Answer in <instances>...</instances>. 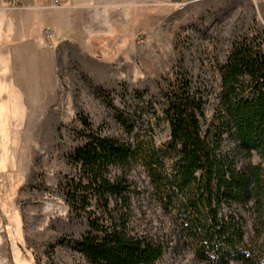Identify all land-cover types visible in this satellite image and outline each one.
Here are the masks:
<instances>
[{
  "label": "rangeland",
  "instance_id": "1",
  "mask_svg": "<svg viewBox=\"0 0 264 264\" xmlns=\"http://www.w3.org/2000/svg\"><path fill=\"white\" fill-rule=\"evenodd\" d=\"M16 5L7 0V7ZM45 13L36 45L37 29L19 34L6 68L17 78L12 74L7 85L15 83L21 96L4 99L6 111L0 106V264H90L66 245L88 232L63 191L75 178L69 157L80 144L82 120L118 138L123 131L107 100L124 110L141 103L138 92L157 107L166 81L185 71L208 90V129L219 105V66L236 41L264 35L262 0H52ZM9 54L0 51V58ZM155 129V143L164 147L170 129L164 121ZM131 175L135 230L168 246L155 264H207L195 246L183 245L173 215L151 200L143 170ZM229 211L246 219L250 245L247 210ZM227 249V264H243L236 246Z\"/></svg>",
  "mask_w": 264,
  "mask_h": 264
},
{
  "label": "trees",
  "instance_id": "2",
  "mask_svg": "<svg viewBox=\"0 0 264 264\" xmlns=\"http://www.w3.org/2000/svg\"><path fill=\"white\" fill-rule=\"evenodd\" d=\"M230 53L219 66V105L208 129V90L185 71L166 81L157 107L138 92L141 103L124 110L107 100L123 131L118 138L82 120L69 157L75 178L63 191L88 232L68 248L90 264H155L165 256L166 242L133 226L131 174L140 167L151 200L173 215L183 245L195 246L204 263H229L225 252L236 246L238 262L264 264V35L236 41ZM158 121L170 129L164 147L155 143ZM233 207L252 219L250 245L246 219L224 214Z\"/></svg>",
  "mask_w": 264,
  "mask_h": 264
},
{
  "label": "crops",
  "instance_id": "3",
  "mask_svg": "<svg viewBox=\"0 0 264 264\" xmlns=\"http://www.w3.org/2000/svg\"><path fill=\"white\" fill-rule=\"evenodd\" d=\"M17 2V5L13 8L7 7V0H0V51L10 52L7 60L0 58V106L1 111H6L8 104L4 101L8 96L13 98H18L21 96V88L16 86L15 83L7 85L8 77L14 74V81L17 80L16 74L11 73L9 70L7 74L6 68L8 66L12 67L14 63L12 51L17 47L15 42L19 34H28L32 29L38 30L34 38L31 39L36 45V40H38V33L40 32V27L42 26L43 16L45 12L50 10V5L52 0H12ZM264 1V0H262ZM39 18V19H38ZM38 35V36H37ZM19 40V38H17ZM18 43V42H17ZM7 62V64L5 63ZM14 71V69H13ZM18 109V106H16ZM3 123V122H2Z\"/></svg>",
  "mask_w": 264,
  "mask_h": 264
}]
</instances>
